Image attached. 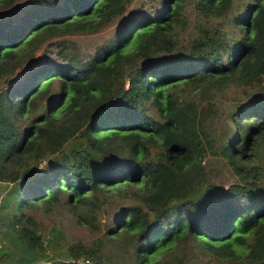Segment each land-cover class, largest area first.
Returning a JSON list of instances; mask_svg holds the SVG:
<instances>
[{"label":"trees","instance_id":"obj_1","mask_svg":"<svg viewBox=\"0 0 264 264\" xmlns=\"http://www.w3.org/2000/svg\"><path fill=\"white\" fill-rule=\"evenodd\" d=\"M131 2L0 0V264H264V0Z\"/></svg>","mask_w":264,"mask_h":264},{"label":"rangeland","instance_id":"obj_2","mask_svg":"<svg viewBox=\"0 0 264 264\" xmlns=\"http://www.w3.org/2000/svg\"><path fill=\"white\" fill-rule=\"evenodd\" d=\"M142 2H144V0H132L129 7H137ZM115 26H116L115 24H111L105 27L103 30L92 34H82V35L72 34L68 37L73 42L71 40H68V42L72 45H75L77 43L79 47L85 50L92 49L94 48L96 42H101L102 40H106L104 38H109L112 35ZM35 215L37 217H41V210L36 211ZM49 216L51 217V219L55 220L58 223V227H61V230L63 231L66 239V243L63 244H67V243L71 244L77 241L78 239L86 238V237L88 238V233L84 231V229L72 225L71 222L68 221L67 217L62 216L58 211L50 214ZM49 216L48 218H50ZM38 264H46V263L40 262Z\"/></svg>","mask_w":264,"mask_h":264},{"label":"built area","instance_id":"obj_3","mask_svg":"<svg viewBox=\"0 0 264 264\" xmlns=\"http://www.w3.org/2000/svg\"><path fill=\"white\" fill-rule=\"evenodd\" d=\"M38 264V263H37Z\"/></svg>","mask_w":264,"mask_h":264}]
</instances>
